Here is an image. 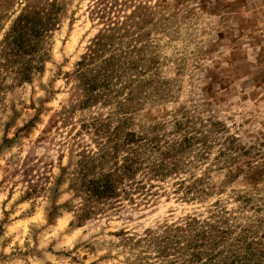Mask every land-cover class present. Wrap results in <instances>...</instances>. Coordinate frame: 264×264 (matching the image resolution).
I'll return each mask as SVG.
<instances>
[{
    "label": "rangeland",
    "instance_id": "374dc122",
    "mask_svg": "<svg viewBox=\"0 0 264 264\" xmlns=\"http://www.w3.org/2000/svg\"><path fill=\"white\" fill-rule=\"evenodd\" d=\"M95 1L61 0L41 68L19 82L1 50L23 3L0 0V264H264V0L111 12L130 20V64L80 105L75 73L105 27ZM140 4L144 20L126 19ZM125 133L138 142L119 158L137 149L144 191L74 224L79 154Z\"/></svg>",
    "mask_w": 264,
    "mask_h": 264
},
{
    "label": "trees",
    "instance_id": "16d2710c",
    "mask_svg": "<svg viewBox=\"0 0 264 264\" xmlns=\"http://www.w3.org/2000/svg\"><path fill=\"white\" fill-rule=\"evenodd\" d=\"M132 2L133 0L95 1L93 12L98 19L105 20V27L93 39L75 73L77 87L83 93L80 105H89L101 98L100 88L111 87L109 83L111 74L116 72L115 68L130 64V61L125 62L123 59L128 51L121 50L129 35L127 24L130 20L120 21L111 14H115L113 11H123ZM8 3L9 0H1V7ZM20 3L23 6L4 34L1 52L7 65L17 66V80L24 82L29 81L33 73L41 68L45 41L59 24L63 5L61 0H20ZM143 7L142 4L137 5L130 16H125L126 19H136L139 24L145 18ZM109 49H112L111 54H103ZM95 62H98V66L94 69ZM112 140L105 141L112 144L111 147L104 145L98 152L86 154L83 151L79 154L73 190L81 197L82 206L75 214L76 225H82L85 220L103 213L106 207L115 208L122 199L133 200V191H144L145 185L136 178L137 172L144 167L137 149L131 146L126 155L119 158V151L127 145L137 143L138 139L134 133H125L122 137L117 134ZM106 164L108 169L104 168ZM149 168L151 172L157 173L162 166ZM35 190L32 188L27 194H32Z\"/></svg>",
    "mask_w": 264,
    "mask_h": 264
}]
</instances>
